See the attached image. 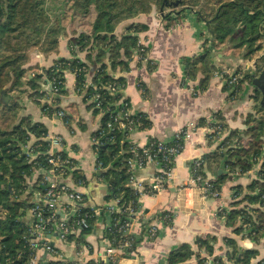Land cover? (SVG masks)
Returning a JSON list of instances; mask_svg holds the SVG:
<instances>
[{
    "label": "crops",
    "instance_id": "crops-1",
    "mask_svg": "<svg viewBox=\"0 0 264 264\" xmlns=\"http://www.w3.org/2000/svg\"><path fill=\"white\" fill-rule=\"evenodd\" d=\"M170 15L169 19H165L162 12L154 7L151 14L124 22L116 29L114 34L121 37L133 23L148 26L147 31L137 36L147 49L151 63L140 62L135 51L129 70L118 67L113 74L114 77L125 78L122 92L124 100L129 102L134 114L142 115L148 122V128L137 129L130 135V143L145 146L151 139L170 142L183 128L196 126L185 143L184 151L174 162L176 179L186 183L191 179L192 163L217 152L222 146L221 139L213 140L208 136L209 122L212 120L215 121L214 125L217 122L222 125L223 139L233 131L242 134L244 142L249 141L243 133L248 129L247 117L255 113L256 109L252 98L254 87L249 82L245 83L238 95L232 96L233 93L220 75L224 71L236 74L238 69L250 70L253 65L244 60L242 55L231 52L227 46L220 50L213 47L212 36L196 13L186 10L183 14L172 12ZM76 30L78 32L79 29ZM82 33L88 34L80 30L78 34L62 35L59 52L56 54L44 56L39 51L33 52L26 66L28 73L23 79V87L8 97L9 101L12 99L21 105L20 119L30 117L34 123L45 125L49 136H60L63 139V146L54 151L69 157L74 163L72 171H76L85 182L77 183L72 173L56 177L50 171L35 170L28 181L33 201L45 190L43 187L49 183H58L70 191L82 193L85 198V202L77 207L64 195L61 199L63 219L70 220L79 208L99 210L95 227L92 233L83 237L84 243L79 241L81 229L80 235L76 234L67 241H63L57 232L36 230L37 241L42 245L49 244L56 253H49L42 245L39 246V264H107L105 257L110 243L106 230L111 216L105 208L112 201H107L109 185L101 177L103 171L98 167L99 156L94 142V135L101 127L102 115L95 113L92 102L87 99V91L93 84L100 64L96 50L88 47L80 51L78 48L77 38ZM207 51L211 53L212 64H216L219 69L201 90L203 76L199 73L195 79H188L186 66L189 60ZM61 59H78L88 66L83 91L78 90L74 73H64L65 85L59 97V108L66 113L65 120L57 115L48 116L42 110L50 92L46 71ZM141 83L145 92L140 89ZM34 143L31 141L28 145ZM204 162V177L216 181L223 175H229L221 184L220 198L204 199L194 187H187L184 191L168 189L154 196L143 197L139 200L143 216L130 228L131 235L140 240L137 253H118V264H168L170 253L184 245H190L194 251V256L184 264H198L197 254L207 256L199 240L213 246V256L208 258V264H212L214 257L226 259L229 248L226 239H235L245 249L244 242L249 238L234 233L240 223L236 221L230 224L228 216L234 209L249 206L245 197L253 194L249 186L256 176L246 172L230 174L225 161L217 164L208 160ZM157 170L155 165H149L136 171L135 178L149 184ZM238 193V198L234 200V195ZM251 206L255 208L260 205L252 203ZM163 212L174 215L172 223L159 225V235L151 239L145 234L144 222L155 219ZM23 220L31 227L35 225L31 211L26 213ZM258 245L259 249L256 250L260 251V256L256 262L264 259V238Z\"/></svg>",
    "mask_w": 264,
    "mask_h": 264
},
{
    "label": "trees",
    "instance_id": "trees-1",
    "mask_svg": "<svg viewBox=\"0 0 264 264\" xmlns=\"http://www.w3.org/2000/svg\"><path fill=\"white\" fill-rule=\"evenodd\" d=\"M50 1H63L66 5L69 4L74 14L81 17L87 18L95 14L92 37L81 34L78 48L80 51L88 47L96 50L100 67L93 84L99 87L110 83L125 85V78L114 77L113 73L118 67L129 70L133 55L140 47L137 34L147 31L148 26L133 23L121 37H117L114 32L124 22L151 14L154 7L162 12L165 19H169L172 12L183 14L186 10H190L196 13L199 20L206 23L212 36L213 47L220 50L231 44L229 50H245L243 59L246 61L253 60L263 49L260 43L264 40V0H0V264H29L38 251V248H30L29 241L34 237L30 235L31 226L23 220V217L36 204L29 194V178L35 170L50 171L51 169L48 157L44 155L49 149L47 141L49 134L42 123H34L30 117L20 119L21 105L12 99L7 102L6 97L23 87V79L28 73L26 66L30 63L33 52L39 51L44 56L59 52L63 27L60 21L52 20L47 5ZM262 61L263 68H259L256 64L257 69L253 74L241 73L242 69L237 70L236 74H240L241 78L232 96L238 95L245 83L252 84L257 76L264 73V58ZM58 67H64L65 70L74 73L78 90L85 89L87 64L78 59H61L46 71V76H54ZM218 69L216 64H212L210 51H207L202 56L188 61L186 75L188 79H195L201 73L203 76L201 90H203ZM61 75L62 73H58L56 76ZM261 84L264 87V77ZM140 89L145 92L142 83ZM94 93L93 88L90 87L87 91V99ZM100 94L102 110L109 107V111L102 114L100 109H95V103L92 107L96 114L102 115L100 130L95 135L98 137L100 132L104 133L102 137H98L99 143L96 149L99 162L102 163L101 177L109 185L107 201L118 199V205L124 209L129 206L136 207L138 193L129 186L128 160L131 157L129 153L131 143L124 138V134L117 126L113 130L109 128V124L114 122L113 111L122 109L124 104L129 105V102L123 99V95H112L106 89H102ZM252 98L255 102V113L247 117L248 129L243 133L249 141L244 142L242 134L231 131L225 140L231 146L226 151L218 150L202 158L203 161L208 160L216 164L225 161L230 174L239 168L243 172L251 169V158L264 151L262 140L264 91L254 87ZM257 108H259L258 112ZM42 110L48 116H53L55 113V109L48 104L42 105ZM143 128H148L147 121H144ZM31 141H35L33 146L38 148L36 152L39 153L33 161L27 157L24 150ZM60 155L67 157L63 153ZM71 173L77 183H85L76 171ZM228 176L223 175L218 180L212 181L218 191L221 192V184ZM35 187L38 185L35 184ZM249 189L253 192L252 195L245 197L250 203L249 206L232 210L228 221L230 224L236 221L241 224L234 229L237 236L241 235L260 244L264 238V164L260 179L252 181ZM44 193L45 190L42 191V195ZM252 203L260 206L254 208L251 206ZM166 214L168 213L163 212V215ZM86 215L89 216L88 226L81 232L79 238L81 243H84V236L92 233L98 216L91 214L89 209H82L69 220L74 228L80 229L81 226L77 223ZM112 219V226L106 230V237L111 242V246L117 248L120 246L119 242L131 241V247L125 252L137 253L140 240L120 230L128 219L119 214H113ZM243 225L251 226L248 233H245ZM73 238L74 235H70L68 240ZM199 243L205 247L207 256L197 254L198 264H208V258L213 256V246L202 240H199ZM226 243L229 247L226 259L214 257L212 264H264V259L256 262L260 256L259 250L242 249L235 239H226ZM192 256H194L192 247L184 245L170 253L168 264H184ZM118 261L119 258L116 261L110 260L107 264H118Z\"/></svg>",
    "mask_w": 264,
    "mask_h": 264
},
{
    "label": "built area",
    "instance_id": "built-area-1",
    "mask_svg": "<svg viewBox=\"0 0 264 264\" xmlns=\"http://www.w3.org/2000/svg\"><path fill=\"white\" fill-rule=\"evenodd\" d=\"M136 52L140 62L151 63V61L148 60L147 49L141 43L139 49L136 50ZM66 71L68 70H65L64 67H58L54 72V76H46L47 83L50 86V92L45 102L48 104V106L55 109L54 115H57L59 118L64 120L66 118V113L59 108V97L61 96V92L64 90V73ZM58 73H62V75L56 76ZM239 76L240 75L235 73L232 74L228 71H224L220 75L223 83L231 90V93H233L239 85ZM91 87L95 93L90 98H88V100L91 101L92 104L95 103V109H100L103 114L109 111V107L106 110H102L100 102L102 95L100 94V91L102 89H106L112 95H122L125 85L110 83L106 86L99 87L97 84H92ZM113 113L115 115L113 119L114 122L109 124V128L113 130L117 126L124 134V138L126 140L129 139L130 135L135 130L141 129L143 127V123L145 121L144 117L139 114H134L130 104L128 105V103L124 104L122 109L115 110ZM214 122L215 121L213 120L209 122L210 125L208 128V136L213 140L221 139L223 142L221 144L222 146L220 147V150L226 151L231 145L229 142H225L226 139H223L222 137V134L224 133L222 125L218 122L214 125ZM195 129L196 126L183 128L178 133H176L170 142H162L156 139H151L145 146H139L131 143L132 147L129 151L131 157L128 160V172L130 173L129 186L137 190V206H129L124 209L118 205V199L112 201V204L105 208V211H107L111 216L109 227H111L113 223V214L122 215L128 219V221L125 223L124 227L120 228V230H123L128 235H131L130 228L132 227L133 223L143 216L139 200L145 196H154L160 194L168 189H179V191H184L187 187H194L199 190L202 198L204 199L220 198L221 192L215 188L212 180L204 177L203 175L202 168L204 161L201 158L195 160L192 163L191 179L188 182L185 183L184 181L177 180L175 177L174 162L176 158L184 151L185 143L191 137V134ZM103 135L104 133L100 132L98 137H102ZM98 137L97 135L94 136V142L96 145L99 143ZM47 141L49 142V149L44 153V155L48 157V162L51 165L50 172L56 177L71 174L72 170L74 169L73 161L69 157L65 158L61 156V152L54 151L55 148L63 146V139L60 136L48 135ZM36 149L38 148L33 145H26L24 147L27 157L30 158L31 161L35 160L39 156V153L36 152ZM263 164L264 151L261 154L255 155L251 158V170L246 173L255 175L256 179H260ZM149 165H155L158 170L156 171L155 176L151 179L150 183L144 184L143 181H139L135 178V172L140 169H144ZM98 167L100 169L102 168V163L99 161ZM234 174L240 175L245 173L239 168L234 172ZM64 195L67 196L73 205H77V207L85 202V198L82 193L70 191L67 187L58 183H49L45 189V193L43 195L40 194L36 200L35 206L30 210L35 218V225L31 227L30 230V235L34 237V239L29 241L31 249H37L42 245L39 241H37L36 230L57 232L63 241H67L70 235H80L79 229L74 228L70 224L69 220L63 219L61 216V213L64 211L61 199ZM238 196V194H235L233 199L236 200ZM82 209L83 208L76 209L74 216L77 215ZM90 211L93 215H99V210L92 209ZM173 217L174 215L171 213L166 215L160 213L155 217V219L153 218L144 222L145 234L151 239L156 238L159 235V225H170L172 223ZM88 219L89 216L86 215L77 223L81 226V231L88 226ZM250 228V225H243L245 233H248ZM109 243L110 246L105 257L107 263L110 260L116 261L118 258V253H126L125 251L131 247V241L124 243L119 242L120 246L117 248H113L111 246V242ZM42 248L49 253H55V250L49 244L44 243ZM29 264H39V257L37 254L34 255Z\"/></svg>",
    "mask_w": 264,
    "mask_h": 264
},
{
    "label": "rangeland",
    "instance_id": "rangeland-1",
    "mask_svg": "<svg viewBox=\"0 0 264 264\" xmlns=\"http://www.w3.org/2000/svg\"><path fill=\"white\" fill-rule=\"evenodd\" d=\"M48 5V10L50 13V16L53 21H60L61 26L63 27L62 33L68 34V33H74L78 34L79 31L85 30L88 32L82 33L85 34L88 37H92L93 35V22L95 19V14H91L89 17H81L77 14H74L72 11V8L69 7V4L66 5L65 2L63 1H50L47 3ZM169 11V10H168ZM167 11V12H168ZM202 22V21H201ZM204 23V22H203ZM206 25V23H204ZM207 27V26H206ZM76 29H79L78 32ZM208 30V28H207ZM210 34V32L208 31ZM81 35V34H80ZM80 35L77 38L78 42L80 41ZM211 35V34H210ZM262 45L263 49L253 58V60H248V62L252 63V67L250 70H241V73H246L249 72L250 74H253L256 72V64L259 68H263V61L262 59L264 58V40L260 43ZM228 48L231 46V44L226 45ZM231 52H236L238 55H242V57L245 55V50H231ZM259 64V65H258ZM240 75V74H237ZM257 76L256 78H258ZM241 78V75L239 76V79ZM254 81V80H253ZM263 102V100H262ZM261 102V103H262ZM259 111V108H257V112ZM260 116V114H258ZM264 137V135H263ZM248 139V137H247ZM263 142L264 139L262 138Z\"/></svg>",
    "mask_w": 264,
    "mask_h": 264
},
{
    "label": "water",
    "instance_id": "water-1",
    "mask_svg": "<svg viewBox=\"0 0 264 264\" xmlns=\"http://www.w3.org/2000/svg\"><path fill=\"white\" fill-rule=\"evenodd\" d=\"M264 77V73L261 74L258 78H255L254 81L252 82L253 86L256 87V88H259L261 90L264 91V87L262 86L261 84V81ZM6 101L8 102L9 101V98L6 97ZM264 103V101H263ZM221 172V171H220ZM46 189V187H43ZM244 247L246 250H253V249H259V245L255 242H252L250 239H246L245 242H244ZM47 255V253L45 254V256Z\"/></svg>",
    "mask_w": 264,
    "mask_h": 264
}]
</instances>
